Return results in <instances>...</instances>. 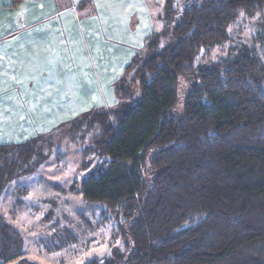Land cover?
I'll return each mask as SVG.
<instances>
[{
	"label": "trees",
	"instance_id": "trees-1",
	"mask_svg": "<svg viewBox=\"0 0 264 264\" xmlns=\"http://www.w3.org/2000/svg\"><path fill=\"white\" fill-rule=\"evenodd\" d=\"M256 14L264 32V0H165L161 28L115 86L117 104L70 124L72 142L104 160L77 188L103 205L102 221L124 223V251L83 264H264V51L197 64L240 15ZM59 128L0 144V197L49 158ZM22 249L0 216L1 263Z\"/></svg>",
	"mask_w": 264,
	"mask_h": 264
},
{
	"label": "crops",
	"instance_id": "crops-1",
	"mask_svg": "<svg viewBox=\"0 0 264 264\" xmlns=\"http://www.w3.org/2000/svg\"><path fill=\"white\" fill-rule=\"evenodd\" d=\"M149 0H0V144L117 104L115 86L161 28Z\"/></svg>",
	"mask_w": 264,
	"mask_h": 264
},
{
	"label": "rangeland",
	"instance_id": "rangeland-1",
	"mask_svg": "<svg viewBox=\"0 0 264 264\" xmlns=\"http://www.w3.org/2000/svg\"><path fill=\"white\" fill-rule=\"evenodd\" d=\"M149 1L155 13L165 0ZM259 22L258 14L240 15L229 30V41L209 53L201 52L197 64L231 59L247 48L260 55L264 51V32ZM191 81L181 79V91L190 89ZM70 127H60L56 132L49 158L42 165L14 178L1 194L0 216L23 239L22 254L4 264H20L24 259L34 264H83L92 258L103 260L115 250L124 251L125 240L119 232L122 218L116 222L108 215V220L102 221L103 205L86 201L77 188L104 160L95 157L87 141L72 142L67 135ZM86 136L90 140L92 134ZM104 159L109 161L108 157ZM147 174L142 169L143 177Z\"/></svg>",
	"mask_w": 264,
	"mask_h": 264
}]
</instances>
